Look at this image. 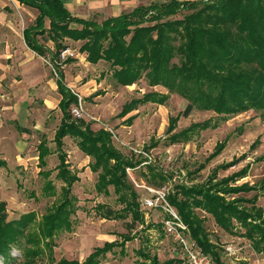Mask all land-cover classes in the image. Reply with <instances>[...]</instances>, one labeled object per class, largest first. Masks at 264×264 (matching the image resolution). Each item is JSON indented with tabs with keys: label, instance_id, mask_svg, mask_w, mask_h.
<instances>
[{
	"label": "trees",
	"instance_id": "1",
	"mask_svg": "<svg viewBox=\"0 0 264 264\" xmlns=\"http://www.w3.org/2000/svg\"><path fill=\"white\" fill-rule=\"evenodd\" d=\"M16 1L38 11L34 24L23 31L24 42L36 56L44 59L49 55L58 78L57 92L61 97L57 106L61 118L52 140L58 160L55 179L61 187L57 192L48 180L50 171L39 173L46 180L42 195L58 198V201L42 216L39 222L42 236H36V242L47 240L46 246L51 247L50 241L55 234L71 233L73 230L71 216L75 213V198L72 188L79 179L68 168L64 152L66 138L74 140L78 151L92 161L88 167L97 174L94 186L97 194L107 195L108 188L112 187L118 204L122 206L116 212L105 205L97 206V214L102 219L125 221L129 218L132 224L142 226L145 222L143 213L147 212L140 211L141 202L134 188L128 184L129 179L124 171L139 167L140 162H127L113 147L110 133L103 129L93 131L87 123L73 119L70 114L71 108L77 104V98L62 83L59 55L69 49L65 41L83 42L78 52L85 55L90 65L96 66L100 62L108 64L117 86L131 87L145 81L150 89L162 87L167 91L166 95L149 92L140 99L132 100L122 107L118 118H124L146 104L163 106L168 95L184 99L188 103L185 110L168 121L166 134L172 146L188 143L195 134L217 128L215 123L208 120L174 133L179 117H187L193 110L211 112L222 121L249 111L259 112L264 119V0H209L197 3L172 0L163 5L139 7L101 24L71 17L59 0ZM179 15L181 19L177 18ZM45 20L49 21L47 29L44 27ZM36 38H41L42 44ZM47 41L53 43V53L45 48ZM71 61L69 59L64 64ZM133 118L135 116L128 120ZM41 139L36 151L38 166L43 169L51 151L43 136ZM258 142L251 145L250 150ZM225 147V142L216 144L207 161L217 158ZM243 158L245 155L216 167L202 185L189 188L175 186L166 195L167 203L188 229L191 241L201 253L210 256L211 264H226L224 249L212 243L204 228V220L195 211L210 216L224 234L232 237L238 235L248 241L255 253L264 252V210L256 207L258 194H264V177L254 185H236L247 177L249 166H246L217 180L219 171H228ZM255 162H264V155ZM144 166L150 175L147 182L153 188L163 189L166 178L156 173L150 164ZM0 167H4L3 162H0ZM203 168L200 166L198 171ZM253 192L255 195L250 200L239 197ZM227 196L237 198L227 200ZM165 218L162 216L157 223L163 231L162 221ZM34 219L35 214L29 213L8 222L6 205L0 202V256L4 260H11V248H20V240L27 237L26 229ZM118 238L95 248L83 263L62 259L57 264H100L99 259L105 258L114 248L121 249L123 253L125 245L135 239V234L128 232ZM175 250L177 252L178 249ZM139 255L149 260L146 264H160L155 257L149 259L142 251ZM163 264H179V256Z\"/></svg>",
	"mask_w": 264,
	"mask_h": 264
},
{
	"label": "rangeland",
	"instance_id": "2",
	"mask_svg": "<svg viewBox=\"0 0 264 264\" xmlns=\"http://www.w3.org/2000/svg\"><path fill=\"white\" fill-rule=\"evenodd\" d=\"M180 17L181 15L177 16ZM23 27L22 22L21 29ZM82 45L83 42H69V49L78 52ZM36 62L42 68L41 78L31 82L34 79L31 77L32 72L27 73L28 77L21 81L22 72L12 71L10 88L4 89V97L0 93V162L4 163V167H0V202L6 205L8 222L29 213L35 214V219L26 229L27 237L20 240L22 249L11 248V260H4L0 256V264H57L62 259L83 263L95 248L117 241L119 235H126L128 232L135 234V239L125 245L123 253L121 249L114 248L105 258L99 259L100 264L149 263V260L139 255L140 251L149 259L155 257L160 264L178 259L173 242L157 225L162 219L161 212H144L145 222L142 226L132 224L129 218L125 221H106L97 214V206L105 205L113 212L119 211L122 206L118 204L112 187L108 188L107 195L97 194L94 188L97 174L92 173L88 167L92 161L78 151L75 141L70 138L64 140V152L69 171L79 179L72 188L75 198V213L71 216L73 230L71 233L55 234L50 241L51 247L46 246L47 240L40 239L36 242V236H42L39 229L42 216L58 201V198H46L42 195L41 190L46 180L39 173L50 171L48 180L53 183L57 192L61 187L60 182L55 179L58 160L52 142L61 118L57 109L60 99L56 89L58 78L49 57L37 58ZM65 64L60 67L62 83L66 88L71 87L69 90L78 93L83 99L82 121L93 131L103 129L110 133L113 147L127 162H140L139 168H129L135 169L132 176L136 181L152 187L147 182L150 175L145 166L141 165L144 158H147L156 173L166 178L163 187L168 193L175 186L189 188L206 183L216 167L226 165L242 155H245V158L236 166L225 172L219 171L217 180L228 177L246 166H249L247 177L236 185H254L264 177V162H255L258 157L264 155V119L260 117L259 112L249 111L222 121L211 112L193 110L187 117H179L174 133H179L191 124L208 120L215 123L217 128L195 134L188 143L172 146L169 135L166 134L168 121L178 117L185 110L188 103L184 99L177 95H168V100L163 106L146 104L139 106L124 118H118L122 107L132 100L140 99L143 94L149 92L166 95L167 91L162 87L150 89L145 81L131 87L117 86L111 77V67L104 62L95 67H73L68 71L64 68ZM91 79L95 80L97 85H87L85 90L81 88ZM134 116L133 120H128ZM41 136L51 151L43 169L38 166L36 151L42 140ZM257 140L258 145L250 150V146ZM221 142L226 143L225 149L217 158L208 162L207 159L216 144ZM153 144H156L155 147L149 148ZM168 149L171 152L170 159L165 154ZM200 166L204 168L198 171ZM128 184L133 187L130 180ZM134 190L141 202L146 194L142 190ZM254 195L253 192L239 197L250 200ZM235 198L237 196L226 197L227 200ZM139 207L143 212L142 206ZM256 207L264 210V194H258ZM195 213L204 220V228L212 243L217 244L219 248L231 244L240 250L232 261L227 260L226 264H264V252L255 253L248 241L238 235L232 237L224 234L204 212ZM234 225L236 226L235 223ZM236 229L242 232L238 227Z\"/></svg>",
	"mask_w": 264,
	"mask_h": 264
},
{
	"label": "crops",
	"instance_id": "3",
	"mask_svg": "<svg viewBox=\"0 0 264 264\" xmlns=\"http://www.w3.org/2000/svg\"><path fill=\"white\" fill-rule=\"evenodd\" d=\"M59 1L63 4L64 9L71 17L83 21H90L97 24H101L106 20L118 18L119 16L124 14H129L139 7H148L154 4L163 5L172 0H59ZM174 1H177L178 3H197V2L209 1V0H174ZM37 16H38L37 10L26 7L20 4L19 2H17L16 0H0V93L2 94V97H4L5 94L4 89L10 88L11 86L12 71L16 73L22 72V77L20 76L21 81L25 80V78L28 77L26 76L27 73L29 74L32 72L33 75L31 77L34 79L31 82L36 81L37 78H41L42 68L41 65L37 64L36 62L37 58L40 57L36 56L35 53L28 50V48L25 45L24 37H23V31L25 29H28L34 24V21ZM22 22L24 23V27L21 29ZM44 27L46 29L49 27L48 20L44 21ZM71 27L74 28L76 26L72 25ZM36 40L38 43L42 44L41 38H36ZM65 43L69 46V41H65ZM44 46L50 53L54 52V45L52 42L47 41V43H45ZM74 51L78 53L79 57L65 64L64 68L66 69V71H68L70 68L73 67L86 68L87 66L90 67L94 66V65H90L86 61V57L84 55L77 52V50ZM46 57H49V55ZM63 73L65 74V71H63ZM13 81H15V79ZM91 84L95 85L96 81L91 79L88 82L84 83V85L81 88L85 90V86ZM69 88L71 87H68V89ZM93 96L95 97L97 95H93Z\"/></svg>",
	"mask_w": 264,
	"mask_h": 264
},
{
	"label": "built area",
	"instance_id": "4",
	"mask_svg": "<svg viewBox=\"0 0 264 264\" xmlns=\"http://www.w3.org/2000/svg\"><path fill=\"white\" fill-rule=\"evenodd\" d=\"M79 57L78 53H76L72 49H65L60 52L59 62L64 63L67 60H75ZM70 92L77 98L76 106L72 107L70 110V114L73 119L82 120L84 116V108L82 101L83 99L80 97L78 93L73 92L70 89ZM168 149L165 151L166 156L170 159L171 152ZM147 157V156H145ZM145 164H150L147 158L143 159ZM139 168V167H137ZM136 169V168H135ZM134 170L126 169V174L131 184L135 189L142 190L146 196L141 201V206L145 211H159L162 213V216L165 218L163 223V229L165 235L171 239L175 249L177 250L179 256V264H211V258L208 255L201 253L194 243L191 241L188 233V229L184 224L180 221V218L167 203L166 195L168 194L165 188L156 189L150 187L146 184L140 183L136 181L132 174ZM174 249V250H175ZM224 255L223 258L225 260H231L236 256L240 250L233 245H226L223 247ZM176 251V250H175Z\"/></svg>",
	"mask_w": 264,
	"mask_h": 264
}]
</instances>
